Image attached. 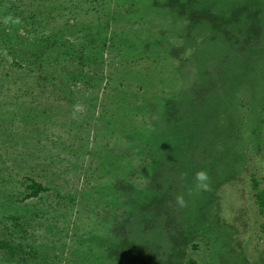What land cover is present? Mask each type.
<instances>
[{"label": "trees", "instance_id": "trees-1", "mask_svg": "<svg viewBox=\"0 0 264 264\" xmlns=\"http://www.w3.org/2000/svg\"><path fill=\"white\" fill-rule=\"evenodd\" d=\"M145 1H150L151 6L145 2L146 5L136 10L139 0H116L117 4L127 3L128 6L123 8L117 5L113 10L111 7L110 13L107 10L109 4L104 0H0V128L3 121L22 120L23 116L32 112L34 107L30 104H34L42 91L45 93L49 90L53 94L62 95L63 97L55 96L54 102L65 100V109H74L76 92L81 93L82 89L99 91L98 84L106 78L104 66L108 64L113 68L111 74L118 69L114 67V60L108 63L106 51L110 54L119 52L123 59H130L129 65L125 64L124 72L132 82L124 84L121 81L116 90L120 95L139 96V100L119 98L120 102L124 103L123 111L120 107L115 113L101 111V118L110 126L117 127L122 136L116 137L114 147L93 146L90 154L94 150L102 154L103 159L97 161L100 166L97 170L105 172L109 169L107 173L109 181H113V191H118L116 195L119 198L126 195V200L135 206H144L146 191H151L160 174L155 172L149 182H144L141 178H136L132 171L125 175L126 164L135 156L149 157L154 145L165 149L163 156L165 155L167 163H173L175 169L180 172L177 173L183 176L189 186H195L194 183L201 181V189L195 191H216V187L206 188L207 178L212 176L213 170V160L210 159L212 155L208 153L207 148H215L216 138L206 141V149L203 150H200L201 143L193 144L187 133L178 127L181 124L185 126L186 121L180 120L184 117V109L188 115L190 112L193 116L190 125L200 127L201 131L203 129L206 133L210 130L215 132L218 121L217 125L224 126L220 130L229 128L230 131L232 126L227 127L232 117L229 115L230 108L240 109L242 104L239 94L245 93L249 97L244 85L251 81H255L254 84L260 82V74L264 73V63H254L251 59L248 64L237 65L243 61L240 56L244 50L264 45V0ZM174 8L179 12H174ZM170 9L175 16L166 23L165 29H155L160 23H152L154 28L150 26L144 29L139 22H136L139 25L135 29L116 25L119 19L130 15L142 24L144 16L152 14L150 19L153 20L163 16L165 12H171ZM188 11L189 25L181 19ZM203 20L210 25L211 29L207 32L198 31V25ZM171 31L175 34L170 35ZM239 44L241 47L236 50L235 47ZM259 52L263 53L261 58L264 60V48ZM189 77H194L195 81H188ZM200 79L204 80L203 86L196 88V82ZM32 90H36V93H32ZM218 90L220 93L212 101V93L214 95ZM188 96H191V102ZM30 97L34 98L33 101L29 100ZM249 98L252 99L251 96ZM154 115L160 117L156 136L159 135L163 139L164 146L156 145V139L153 138L155 136L152 137L147 130ZM35 119L38 123L36 117ZM42 119L44 122L47 120ZM248 122V118L241 119L240 127L246 128ZM27 126L26 123L22 128L24 131L19 134L17 143L23 141L25 146H34L37 140L32 138L40 133L27 135ZM28 128L29 132L33 129L39 130L36 125ZM114 130V127L109 129L108 134ZM7 131L10 130L6 128L5 132ZM231 138L228 137V140H232ZM8 139L14 143L13 138ZM149 140L152 142L148 143ZM88 143L83 145L88 146ZM94 143L97 145L98 141ZM146 146H149V150ZM233 147L243 149V146L237 144ZM40 148L42 152L46 146L40 145ZM180 148H184V153L178 151ZM5 152L11 154L10 150ZM186 156L189 162L181 164L178 160L183 158L185 161ZM122 159L128 162L123 163ZM116 163L121 166L118 171ZM199 172L204 173L206 179H200ZM252 181L255 205L264 219V187H261L257 177H252ZM23 184L28 191L24 199L39 197L41 193L50 190L48 186L30 176L25 178ZM103 187H107L106 184H103ZM96 188L101 190L100 186ZM155 203L149 204L148 207ZM122 205L124 206V203L117 201L114 206L120 208ZM127 209H124V212H129L130 209ZM124 212L123 215L117 213L118 217H103L101 222L104 223L101 227L105 231L100 239L92 235L96 240L94 244H97V240L98 246L104 242L108 256L118 260L119 264H124V258H135L143 262L149 257L157 258L160 253L154 246L148 243H134L129 239L126 227L127 223H131V217ZM64 215L66 218L70 217L67 213ZM11 218L17 226L20 225L18 216ZM175 219L177 216L168 217V224L173 223ZM94 227L89 228L90 234ZM97 227L100 229V225ZM261 230L264 237V220ZM22 231L27 234L26 229ZM171 238L174 241L171 248L173 252H177L181 247L183 249L189 241L186 231L179 227L171 233ZM21 240L0 237V264H96L98 258L95 255L91 257V253H88L95 250L96 244L88 251L82 249L83 253L66 255L54 254L47 248L45 250L44 244L34 245ZM182 249L176 254L177 258L185 255ZM101 254L102 251L98 255ZM181 264L200 263L196 258L188 257L182 259Z\"/></svg>", "mask_w": 264, "mask_h": 264}, {"label": "rangeland", "instance_id": "rangeland-1", "mask_svg": "<svg viewBox=\"0 0 264 264\" xmlns=\"http://www.w3.org/2000/svg\"><path fill=\"white\" fill-rule=\"evenodd\" d=\"M99 1L101 0H96V2ZM104 2H108L109 12L111 7L113 10L117 5L123 8L128 6L127 3L117 4L116 0H104ZM145 2L151 6L150 1L139 0L136 10L146 5ZM170 11L153 20L150 19L152 14L144 16L145 20H142V24L141 21L130 17L133 15L121 16L124 19H119L116 25L135 29L139 25L136 22H139L144 29L150 26L154 28L152 23H160L155 26V29H165L166 23L175 16V8L174 12L172 9ZM189 15L190 11L187 15H180L187 25L190 23ZM178 25L181 27L180 23ZM198 28V31L202 32L211 29L204 20ZM169 34L175 33L171 31ZM240 47L239 44L235 48L238 50ZM262 48L264 45L244 50L240 56L243 61L238 62L237 65L248 64L250 59L254 63L256 61L264 63L261 58L263 53L259 52ZM106 56L108 63L114 60V67L118 69L111 74L113 68L108 64L105 65L106 78L98 84L99 91L82 89L81 93L76 92L77 94H74L76 99L73 100L76 102L74 109H68V107L65 109V100L54 102L55 96H63L46 90L45 93L42 91L34 104H30L34 107L33 113L28 112L22 120L14 119L13 122L10 119L2 122L0 128V237L16 241L23 239L34 245L44 244L45 250L47 248L54 254H80L84 252L82 249L88 251L96 244H94L96 240L93 234L97 236V239L103 235L105 231L101 227L104 223L101 222L103 217L111 218V215L118 217L117 213L123 215L124 209L128 208L129 212L124 213L131 217V223H127L126 227L129 239L134 243L151 244L160 254L154 259L149 257L146 262L135 258L132 260L124 258V264H181V260L188 257L196 258L200 264H264V237L261 230L264 219L259 215L255 205V191L252 184V177L255 176L261 187H264V73L260 74L261 78L258 80L260 82L254 84L255 81H251L244 85L252 99L247 94L240 93L239 101L242 104L240 109L230 108L229 115L231 114L232 117L227 125V127L232 126L230 131L229 128L220 130L224 126L217 125L219 121L216 122L215 132L210 130L206 133L203 129L201 131L200 127L190 125L193 116L190 112L188 115L187 110L184 109V117L180 120L186 123L185 126L181 124L178 127L187 133V137L192 139L193 144L201 143L200 150H203L206 149V141L216 138L215 148H207L208 153L212 155L210 159L213 160L211 162L213 170L212 176L210 175L206 181V188L216 187V191H195L201 189V181L194 183L195 186H189L183 176L177 173L179 171L175 169L173 163H167L165 155L163 156L165 149L159 147L160 152H158L159 148L154 145L153 151L150 150V156H145L148 158L135 156L130 162L122 159L123 163L128 162L125 175L132 171L136 178L149 182L151 175L155 172L160 174V178L152 185L151 191H146L144 206H135L126 200V195L119 198L116 195L118 191H113L111 187L113 181H109L107 173L109 169L105 172L97 170V167L100 168L97 161L103 159L102 154L98 150L90 154L93 146L109 145L111 147L116 137L122 136L117 127L110 126L105 119L101 118V111L110 113L120 109L123 111L124 103L120 102L119 98L131 101L138 98L137 101L139 100V96L120 95L116 90L121 81L124 84L132 82L124 72L125 64L129 65L130 59H123L119 52L110 54L106 51ZM184 57L185 54L183 59ZM188 81L193 82L195 79L189 77ZM203 83V79L197 80L196 88L203 86ZM132 88L135 89V87ZM32 93H36V90H32ZM50 93L53 96L46 95ZM218 93H220L219 90L214 95L212 93V101ZM33 99V97L29 98L31 101ZM188 99L192 101L191 96H188ZM42 118H46V122ZM247 118L249 119L247 127H240L241 119L247 120ZM137 120L136 118V123ZM148 120L150 121L149 118ZM217 120L220 119L217 118ZM159 122L160 117L154 115L147 130L152 137L155 136L153 138L156 139V145L164 146L163 139L159 135L156 136ZM26 123L28 126H39V130L33 129L32 132H29L27 126L26 132L27 135L40 133L32 138L35 139L34 141L37 140L35 142L37 147L25 146L23 141L17 143L19 134L23 133L22 128ZM113 127L115 128L113 135L108 134L109 129ZM6 128L10 131L5 132ZM10 137L14 139L13 144L11 139H8ZM228 137L235 139L228 140ZM96 141L98 144L94 145ZM159 141L163 144H159ZM86 142H89L88 146L83 145ZM151 142L152 140H149L148 143ZM235 144L243 146V149L233 147ZM40 145L46 146L42 152ZM146 147L149 148V146ZM6 150H10L11 154H6ZM178 151L183 152L184 148ZM189 155L193 159L190 153ZM187 156L185 161L183 158L178 161L181 164L189 162ZM119 163L121 165V160ZM119 163L115 165L117 171L121 169ZM29 176L48 186L50 190L41 193L39 197L24 199L28 191L23 181ZM103 184L107 187H103ZM96 186H100L101 190L98 191ZM180 189L184 190L178 191ZM180 199L183 200V205L178 202ZM117 201L124 203V206L116 208L114 205ZM154 202L156 203L152 207H148ZM176 210L177 212H174ZM66 213L70 216L69 218L64 215ZM12 216L19 217L20 225H16ZM173 216H177V219L168 224V217L173 218ZM121 219L120 221L123 220ZM97 225H100V229ZM91 226L95 227L90 234ZM177 227L186 231L187 240H189L183 249L181 247L185 255L179 256L180 258H177L176 254L181 249L177 252L171 251L174 243L171 233H174ZM23 229L27 230V234L23 233ZM98 242L99 240L94 251H88L91 257L93 255L98 257L96 264H119L118 260L108 256L106 244L101 242L98 246ZM101 251L102 254L98 255Z\"/></svg>", "mask_w": 264, "mask_h": 264}, {"label": "clouds", "instance_id": "clouds-1", "mask_svg": "<svg viewBox=\"0 0 264 264\" xmlns=\"http://www.w3.org/2000/svg\"><path fill=\"white\" fill-rule=\"evenodd\" d=\"M198 176H199L200 179H206V175L204 173H200V174H198ZM178 202L181 205H183V200L182 199H180Z\"/></svg>", "mask_w": 264, "mask_h": 264}]
</instances>
